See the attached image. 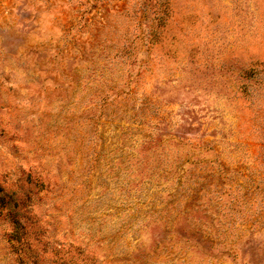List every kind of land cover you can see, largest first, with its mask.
I'll return each instance as SVG.
<instances>
[{
    "label": "clouds",
    "instance_id": "9594fccd",
    "mask_svg": "<svg viewBox=\"0 0 264 264\" xmlns=\"http://www.w3.org/2000/svg\"><path fill=\"white\" fill-rule=\"evenodd\" d=\"M102 3L100 50L62 108L32 49L90 4L0 0L29 14L0 36V264H264V0ZM97 81L136 88L127 158L104 176Z\"/></svg>",
    "mask_w": 264,
    "mask_h": 264
},
{
    "label": "rangeland",
    "instance_id": "374dc122",
    "mask_svg": "<svg viewBox=\"0 0 264 264\" xmlns=\"http://www.w3.org/2000/svg\"><path fill=\"white\" fill-rule=\"evenodd\" d=\"M26 2V0H24ZM80 4H90L88 8L74 6L61 19L62 31L68 37L63 43L52 44L51 41L37 44L33 54L37 55L40 70L45 65L53 64L48 71H58L57 76L50 77L60 87L55 102L64 107L62 101L68 103L81 90L83 77L87 74V65L92 56L100 50V29L96 23L95 13L98 7H104L102 0H78ZM126 0H114V4L124 7ZM15 5V0H10ZM29 18L27 12H16L0 9V36L11 35L12 30L22 20ZM56 50L55 57L48 56V50ZM140 75V73H137ZM135 85L129 82L128 92L116 89L102 81H97L86 94V103L91 108L86 109L88 118L99 127L96 144L92 148L95 155L92 158V167L104 176L111 168L122 165L127 158V151L119 133L121 122L127 117L132 107L131 95L135 94ZM47 114H45L46 116ZM83 115V113H82ZM81 255V249L72 246ZM64 264H67L65 261Z\"/></svg>",
    "mask_w": 264,
    "mask_h": 264
}]
</instances>
